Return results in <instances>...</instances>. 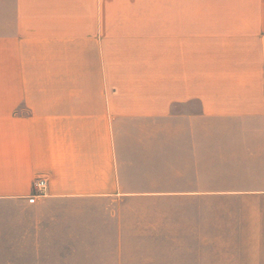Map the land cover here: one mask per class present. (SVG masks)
Returning <instances> with one entry per match:
<instances>
[{
  "label": "crops",
  "instance_id": "0c3cea01",
  "mask_svg": "<svg viewBox=\"0 0 264 264\" xmlns=\"http://www.w3.org/2000/svg\"><path fill=\"white\" fill-rule=\"evenodd\" d=\"M0 264H264V0H0Z\"/></svg>",
  "mask_w": 264,
  "mask_h": 264
},
{
  "label": "built area",
  "instance_id": "2783aa9c",
  "mask_svg": "<svg viewBox=\"0 0 264 264\" xmlns=\"http://www.w3.org/2000/svg\"><path fill=\"white\" fill-rule=\"evenodd\" d=\"M48 181L44 176H39L33 181V193L28 197L29 202H36L37 197L44 196L46 194Z\"/></svg>",
  "mask_w": 264,
  "mask_h": 264
}]
</instances>
